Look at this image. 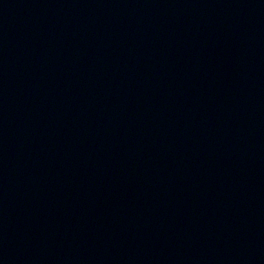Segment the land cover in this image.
Segmentation results:
<instances>
[{"label": "water", "instance_id": "1", "mask_svg": "<svg viewBox=\"0 0 264 264\" xmlns=\"http://www.w3.org/2000/svg\"><path fill=\"white\" fill-rule=\"evenodd\" d=\"M0 264H264V0H0Z\"/></svg>", "mask_w": 264, "mask_h": 264}]
</instances>
